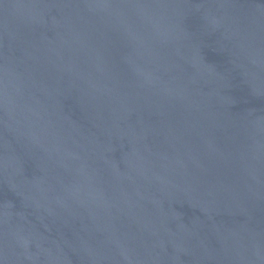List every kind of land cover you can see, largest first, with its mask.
<instances>
[{"label": "water", "instance_id": "95a60500", "mask_svg": "<svg viewBox=\"0 0 264 264\" xmlns=\"http://www.w3.org/2000/svg\"><path fill=\"white\" fill-rule=\"evenodd\" d=\"M0 264H264V0H0Z\"/></svg>", "mask_w": 264, "mask_h": 264}]
</instances>
